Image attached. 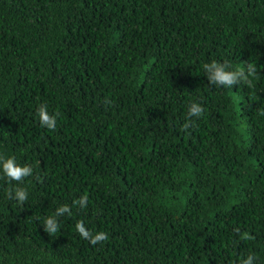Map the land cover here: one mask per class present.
Returning <instances> with one entry per match:
<instances>
[{
	"label": "trees",
	"instance_id": "1",
	"mask_svg": "<svg viewBox=\"0 0 264 264\" xmlns=\"http://www.w3.org/2000/svg\"><path fill=\"white\" fill-rule=\"evenodd\" d=\"M0 153L33 167L22 203L0 176V264H264V0H0Z\"/></svg>",
	"mask_w": 264,
	"mask_h": 264
},
{
	"label": "clouds",
	"instance_id": "2",
	"mask_svg": "<svg viewBox=\"0 0 264 264\" xmlns=\"http://www.w3.org/2000/svg\"><path fill=\"white\" fill-rule=\"evenodd\" d=\"M202 70L206 75L207 82L215 86L230 87L238 83H251L250 78L257 74V66L252 62H246L244 66L232 68L227 62H219L211 60L202 65ZM204 112V107L200 103L192 102L188 108V116L199 117ZM37 118L42 127L49 130H54L57 127V115L49 113L47 105H40L36 109ZM191 121H186L182 127L187 128ZM33 167L31 164H21L13 155H5L0 153V176L7 178L8 181L17 183L12 185L8 190V198L14 199L18 203H22L28 199V190L22 186V181L25 177L32 175ZM87 196L82 195L73 203L78 204L80 208H84L87 204ZM64 214L71 215V207L68 204H63L55 209L53 215L44 218L43 229L48 234L56 233L60 227L58 218ZM76 230L81 237L87 239L91 244H96L98 241L108 239V233L99 231L92 233L85 225L83 220L77 221ZM256 256L254 253H249L242 258L240 264H255Z\"/></svg>",
	"mask_w": 264,
	"mask_h": 264
}]
</instances>
